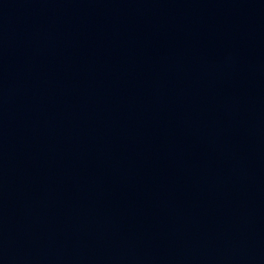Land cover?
<instances>
[{
  "label": "water",
  "instance_id": "obj_1",
  "mask_svg": "<svg viewBox=\"0 0 264 264\" xmlns=\"http://www.w3.org/2000/svg\"><path fill=\"white\" fill-rule=\"evenodd\" d=\"M0 264H264V0H0Z\"/></svg>",
  "mask_w": 264,
  "mask_h": 264
}]
</instances>
